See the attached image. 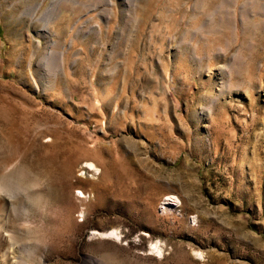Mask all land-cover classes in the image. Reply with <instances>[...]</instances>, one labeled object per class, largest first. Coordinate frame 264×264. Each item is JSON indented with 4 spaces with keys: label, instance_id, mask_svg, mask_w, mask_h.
I'll use <instances>...</instances> for the list:
<instances>
[{
    "label": "rangeland",
    "instance_id": "374dc122",
    "mask_svg": "<svg viewBox=\"0 0 264 264\" xmlns=\"http://www.w3.org/2000/svg\"><path fill=\"white\" fill-rule=\"evenodd\" d=\"M0 264H264V0H0Z\"/></svg>",
    "mask_w": 264,
    "mask_h": 264
},
{
    "label": "bare ground",
    "instance_id": "6f19581e",
    "mask_svg": "<svg viewBox=\"0 0 264 264\" xmlns=\"http://www.w3.org/2000/svg\"><path fill=\"white\" fill-rule=\"evenodd\" d=\"M52 44H53V42H52ZM22 179V178H21ZM24 181V180H23ZM24 184V183H23ZM21 188H22V186H21ZM29 188V187H28ZM27 189V188H26ZM114 230H111L108 234H111V233H114L113 232ZM155 243V242H154ZM151 248V247H150ZM152 248L153 249H156V250H158V245L155 243V244H153V246H152Z\"/></svg>",
    "mask_w": 264,
    "mask_h": 264
},
{
    "label": "snow or ice",
    "instance_id": "6c2138e0",
    "mask_svg": "<svg viewBox=\"0 0 264 264\" xmlns=\"http://www.w3.org/2000/svg\"><path fill=\"white\" fill-rule=\"evenodd\" d=\"M198 255V254H197Z\"/></svg>",
    "mask_w": 264,
    "mask_h": 264
}]
</instances>
